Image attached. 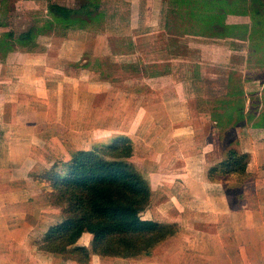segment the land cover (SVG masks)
<instances>
[{
	"label": "crops",
	"instance_id": "1",
	"mask_svg": "<svg viewBox=\"0 0 264 264\" xmlns=\"http://www.w3.org/2000/svg\"><path fill=\"white\" fill-rule=\"evenodd\" d=\"M197 1L200 2L0 0V264H77L39 250L46 231L61 222L63 216L59 208L50 205L31 172L35 168H40L39 171L48 169L57 161H69L72 154L89 151L104 140L125 136L134 143L130 162L149 179L151 205L153 203L158 208L164 201L161 212L166 220L173 210H186L191 202L207 201L199 193H194L192 189L189 192L185 188L186 181L181 179L179 173L184 165H188L187 161L179 164L175 178L145 171L136 161L140 147L136 123H147L150 117L155 122L173 120L167 98L168 89L175 86L173 75L177 81L178 107L186 105L191 122L196 120L195 113L199 115L198 121L202 116L204 122H200V127L195 125L193 129H188V137L199 144L201 134L212 139L204 152L216 148L213 155L215 162L208 165L206 176L201 180L203 186L207 187L206 191L212 190L209 187L221 186L223 198L225 196L230 203L236 204V200L227 192L226 182L212 180L210 171L222 163L230 151L250 157L248 177L245 178L249 182L243 180L241 197L235 206L243 222L238 228L241 234L245 231L248 234V237L244 235L246 237L244 241L241 240L238 250L245 260L240 261L241 264H264V78L250 79L258 68L253 66L254 69H251L252 66L246 61L234 65V55L229 49L234 40L246 42L251 39L252 31L258 27L256 22L248 16L249 11L229 12L221 26L225 28L224 35L217 36V30L208 25V32L211 33L203 36L206 35L204 41L211 46L209 50L202 49L204 52L200 53L195 48L188 51L177 48L176 53L170 54L162 50L152 54L151 51V45L165 37L164 31L168 34L167 31L173 26L178 42L189 38L179 34L180 29L188 33H191V28L200 29ZM207 4L214 10L218 9L216 0H207ZM53 5L74 13L67 17L54 15L50 11ZM247 5H252L250 0L240 6ZM186 10L190 16H194L192 24L185 23ZM171 15H175V18ZM207 15L209 19H205V22H210V14ZM158 27L161 30L156 29ZM226 30L242 33L232 35ZM29 33L31 37H25ZM195 39V36H191L188 40L194 43ZM169 55H174L171 58L175 59L165 60ZM233 76L239 78L236 84ZM221 77H224V90L218 88L217 80ZM199 83L205 84L208 97L199 96ZM235 87L238 89L235 90ZM217 90L222 91L219 93ZM233 96H239V103L232 102ZM233 103L238 106L234 107ZM124 104L128 106L127 113L122 114L119 108L126 106ZM105 106L112 107L109 114ZM200 106H204L201 112L198 110ZM158 107L163 108V116L154 113ZM106 117H110L107 120L116 126H109L108 131L111 132L108 136L94 139L90 148H83L84 136L96 135L94 132H99L98 126L91 128L89 124L88 128L91 129L83 130L75 123L101 122ZM122 120L125 122L123 131L117 126ZM236 122L241 124L237 125ZM202 124L203 131L200 129ZM171 135V131L164 133L161 142ZM217 141L225 144L220 151H217ZM42 154L46 156L42 157ZM208 201L210 206L206 211L213 212L210 216H215L217 212L219 214L221 205L216 204L213 194H210ZM40 209L55 222L41 223V216L38 215ZM23 218L34 221L27 224ZM156 222L171 225L170 221ZM257 235H261V238ZM210 236L205 232L203 239L213 242ZM177 237L184 238L178 231L150 256L123 258L122 263H117L136 264L150 260L161 249L172 244L170 242L176 241ZM91 240L90 235H84L80 244L88 247ZM179 243L181 246L177 243V251L185 248L186 240ZM250 250L256 251L257 256L249 253ZM116 260L119 258L92 255L89 264H117Z\"/></svg>",
	"mask_w": 264,
	"mask_h": 264
},
{
	"label": "trees",
	"instance_id": "2",
	"mask_svg": "<svg viewBox=\"0 0 264 264\" xmlns=\"http://www.w3.org/2000/svg\"><path fill=\"white\" fill-rule=\"evenodd\" d=\"M216 2L218 9L214 10L206 6L207 0H200L198 11L202 20H208L207 13L210 14L212 24L209 25L213 30L222 26L227 13H237L246 0ZM252 8L255 16L264 15V0H253ZM50 11L61 17L74 13L57 5ZM254 22L259 25L257 19ZM26 36L31 37V33ZM109 141L108 145L99 144L89 151L76 152L69 161H57L34 175L50 205L59 208L63 216L61 222L44 234L40 251L77 264H89L92 255L139 259L150 256L177 234L172 225L144 219L151 204L152 188L148 177L130 162L134 143L125 136ZM249 159L247 154L230 151L226 159L210 171L212 180L238 186L239 193L233 196L237 201ZM227 185V192L232 195ZM84 235L91 236L90 249L80 244Z\"/></svg>",
	"mask_w": 264,
	"mask_h": 264
},
{
	"label": "rangeland",
	"instance_id": "3",
	"mask_svg": "<svg viewBox=\"0 0 264 264\" xmlns=\"http://www.w3.org/2000/svg\"><path fill=\"white\" fill-rule=\"evenodd\" d=\"M250 3L253 5V0H250ZM201 4L199 1L196 2V6H198V11H200V6ZM252 5H247L246 6H240L238 7L237 13H244L246 11L248 12V16H250L253 20L257 19V22L259 25L258 27L253 30L251 39L248 41H240V40H234L232 44L229 46L233 52L234 55V65H241L240 63H246L250 66H252L251 69H254V67H257L258 70L256 73L250 75V79L254 78H264V15L262 13L258 14V16H255L254 9L252 8ZM202 10V9H201ZM187 11V14H185V23L190 24L192 22V18L194 16H190ZM257 11V10H256ZM9 12V11H8ZM258 12V11H257ZM171 17L175 18V15H171ZM9 18L7 19V21ZM188 20V21H187ZM219 22L220 19H217ZM208 23L212 24L211 22H205V20H202V17L200 18V29H195L191 28V33H188L187 30L180 29L179 34L185 37H189L188 39H191V36H195L196 39L192 42L191 40H182L180 39L179 42L176 41V29L175 27H171L170 30H166L168 34L164 31L165 37H162L159 40H156L154 44L151 45V51L152 54H155L156 52L162 50V51H168V53H176L177 48L183 49L188 51L189 48L197 49L200 51V53H203L202 49L209 50L211 46L208 41H204L206 38L203 36L204 34H210L211 32H208L210 29L208 27ZM192 24V23H191ZM207 24V26H205ZM190 27V25L188 26ZM158 30H161V27L156 28ZM185 29H187V26H185ZM217 36L224 35L225 28L217 26ZM228 33L235 35L242 33L238 31H231V30H226ZM202 33V34H198ZM163 33V31H161ZM163 33V34H164ZM173 34V36H171ZM191 34V35H188ZM162 35V34H161ZM176 36V37H175ZM203 41V43H202ZM212 42V41H211ZM213 44V43H211ZM183 51V52H186ZM180 52V51H179ZM246 52V57L247 59L244 60V54ZM174 55H169L168 58L165 60H171L175 58H171ZM204 59V58H203ZM205 60H209L207 57ZM243 61V62H241ZM197 70H200L198 68ZM198 74V73H197ZM235 80L234 83L236 84L239 81L238 76H233ZM252 79V80H253ZM205 80H207L205 78ZM221 80V81H220ZM220 80H217L218 83V88L222 89L225 86L224 82V77H221ZM175 82V86H171L168 89V94L167 98L170 100L169 102V107L171 109V117L173 120L171 122H168V120H161L160 122H155L152 117H150L149 122H137L136 125V133L138 134V141L137 143L140 144V147L137 152L136 156V161L140 163L141 166L144 167L145 171H155L159 175H164V177L168 178H175L178 176V166L181 165V163L186 162L188 163V167L184 165V169L180 171V176L182 177L181 179H185V188L191 192L190 189L193 190L194 193H199V195L204 196L207 201L208 198H210V194H213L215 197V202L217 205H221L220 208L218 209L220 212L215 214V216H210L213 212H209V216L207 215L206 209L208 208V205L210 204L209 201H195L191 202L188 209L184 210L179 208L178 210H173L174 212L172 213L171 217H169L168 220L163 218L164 216L162 215V208L164 207L163 202L160 203V206L155 207L154 204L152 203L151 206H149L146 211H145V216L144 219H154L155 221H170L171 225L174 226L177 231H179L180 236H184V238L177 237L175 238L176 241L170 242L172 244L168 245L166 248L161 249L155 257H152L150 260H145V262L140 263L136 262V264H241V262L245 261L244 259L241 258L240 255V250H238V246L241 242V240L244 241L246 235V231L241 234V230L238 228L240 223H243L239 218V213H237V208L235 206L238 205L234 203H230L227 198H223L222 193H224L223 188L221 186H217V188H211L210 192L206 191V186H203V183L201 180L206 176L205 171H207L208 167L210 164L215 162L214 160V150L216 151V148L212 149L210 152H204V149L208 148L209 142H212V139H209L208 137H203L202 134L200 135V140L201 144L205 145L207 147H203L201 144L198 142L196 143L195 139H190L191 137H188V129H193V126L198 125L200 127V122L203 121V118L201 116V121H198L197 117L199 116L197 113H195L196 120L195 122H191L189 120V113L188 110L186 111V105L178 107L177 101H176V93H177V81L176 77L173 75V80ZM187 80H185V83ZM207 82V81H206ZM203 83H199L197 90H199V96H206L208 97V91L204 89ZM222 86V87H221ZM199 88V89H198ZM238 88L235 87V90ZM224 90V89H222ZM222 90H217L219 93ZM212 92V91H211ZM197 93V94H198ZM126 98V97H125ZM175 98V99H174ZM124 100V99H123ZM240 98L239 96H233L232 102L239 103ZM233 103L232 105L234 107L238 106V104L235 105ZM168 104V103H167ZM126 105V104H124ZM112 106V105H111ZM111 106H105V109L112 108ZM141 106H142V101H141ZM127 105L126 106H121L119 110L121 111L122 114L127 113ZM204 108V106H200V109H198L200 112ZM161 108H157L154 110L156 115L163 116V111ZM233 110V108H232ZM110 109L107 111V114H109ZM233 113V112H232ZM201 115V114H200ZM112 117V116H110ZM104 121L101 122H90V123H85V122H80V123H75L77 127H83V130H89L92 127H97L98 131H95L94 133L96 135H90L86 134L84 138L82 139V147H89L91 145V141L94 139H98L99 137H106L110 134L111 130L108 131V127L111 126H116L113 125V122H110L107 120V118ZM125 117V116H124ZM166 118V117H165ZM164 118V119H165ZM123 119V116H122ZM178 119V120H177ZM182 120H185L183 122ZM187 121V122H186ZM242 121V120H241ZM204 123V122H202ZM90 124V125H89ZM237 125L241 124V122H236ZM88 125L91 128H88ZM101 125V126H100ZM105 126L103 129L102 126ZM130 123H128V126ZM203 125L202 124V131H203ZM119 128H121V131L125 130V122L123 120L119 123ZM173 133V136H169L165 141L163 139V142H161V137L164 133ZM198 131V130H197ZM197 133H201L197 132ZM96 137V138H95ZM223 141V140H222ZM195 143L194 144H192ZM111 141L109 140H104L100 144L102 145H108L110 144ZM199 146H197V145ZM98 145V144H96ZM225 144L224 142H219L217 141L216 146H217V151H220L221 147H223ZM152 146V147H151ZM151 147V148H150ZM147 149V152L145 150ZM42 157H45L46 155L42 154ZM145 159V161H144ZM193 160V161H192ZM214 160V161H212ZM146 164V165H145ZM180 164V165H179ZM209 165V166H208ZM150 166V167H148ZM182 167V166H181ZM180 167V168H181ZM215 168V167H214ZM212 168V169H214ZM207 169V170H206ZM40 168H35L32 170L31 174L34 176L37 172L40 173L41 171ZM37 173V174H38ZM248 176L244 177V182H249L247 178ZM197 178V180L195 179ZM242 182V183H244ZM227 185V184H226ZM251 185V183L249 184ZM159 186L158 188H160ZM252 188V186H249ZM259 187V186H257ZM227 188L231 190L232 196H235L239 193L238 186H234L228 184ZM256 188V186L254 187ZM174 189H176L174 187ZM253 189V188H252ZM162 194V193H160ZM235 198V197H234ZM223 199V200H222ZM26 200V199H25ZM194 201V200H193ZM237 201V200H236ZM39 204H41L38 201ZM233 205V206H232ZM210 206V205H209ZM161 208V209H160ZM230 210V212H228ZM38 215L41 216L39 221L43 224L48 223V224H53L55 222L54 220L48 219L50 216L46 212L41 213V209L38 210ZM227 213V214H225ZM43 214V217H42ZM221 214H224L222 216H219ZM45 216V218H44ZM22 219V218H21ZM20 219V220H21ZM29 219V220H28ZM23 218L24 222H31L34 221L31 218ZM37 220V219H36ZM240 220V221H239ZM38 222V221H35ZM27 223V224H28ZM236 229V230H235ZM235 230V231H234ZM227 231V232H226ZM209 233L211 234V240H214L213 242L205 241L203 239L204 233ZM225 232L227 234H225ZM235 232V233H234ZM233 233V234H232ZM242 235V236H240ZM251 236V235H249ZM255 236V235H254ZM258 237L261 238V235H257ZM248 237V234H247ZM189 238V240H187ZM230 240H227V239ZM186 240V246L182 250L177 251V243L181 246L182 241ZM194 240V241H192ZM249 240V238H248ZM89 249L91 248V245L88 246ZM217 247V248H216ZM252 253L254 257L257 256L256 251H249V253ZM119 260H116V263H122L121 261L123 260L122 257H118ZM144 259V258H143ZM147 259V258H146ZM117 263V264H119ZM244 264V263H242ZM249 264V262L247 263Z\"/></svg>",
	"mask_w": 264,
	"mask_h": 264
}]
</instances>
